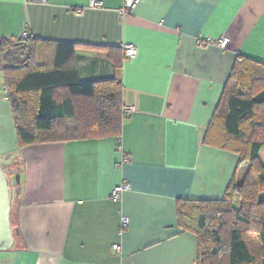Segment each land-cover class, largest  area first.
I'll list each match as a JSON object with an SVG mask.
<instances>
[{"label":"crops","instance_id":"crops-1","mask_svg":"<svg viewBox=\"0 0 264 264\" xmlns=\"http://www.w3.org/2000/svg\"><path fill=\"white\" fill-rule=\"evenodd\" d=\"M90 1L0 0V42L25 31L77 43L70 66L81 81L110 77L119 62L129 109L118 137L19 148L0 56V166L19 175L0 264H196L177 201L221 199L244 175L238 155L203 139L236 56L264 63V0H138L124 18V0Z\"/></svg>","mask_w":264,"mask_h":264},{"label":"trees","instance_id":"trees-1","mask_svg":"<svg viewBox=\"0 0 264 264\" xmlns=\"http://www.w3.org/2000/svg\"><path fill=\"white\" fill-rule=\"evenodd\" d=\"M77 46L0 42L19 148L121 135V64L110 77L81 81L70 66ZM203 143L238 155L245 172L241 180L233 175L221 199L177 201L178 226L197 238L196 264H264V63L236 56Z\"/></svg>","mask_w":264,"mask_h":264},{"label":"built area","instance_id":"built-area-1","mask_svg":"<svg viewBox=\"0 0 264 264\" xmlns=\"http://www.w3.org/2000/svg\"><path fill=\"white\" fill-rule=\"evenodd\" d=\"M137 3H138V0H124L121 8L119 9V14H120L121 18H124L126 15H128L129 12L136 6ZM88 6L91 8H99L102 6V3L100 1H97V0H91ZM77 13L81 14L82 10L78 9ZM28 37H29V34L25 31L22 32L21 35L19 36L20 39H26ZM201 40L202 41L200 44H205L207 42H210L211 39L210 38H204ZM217 43L221 48H224L227 45V39L220 38L217 41ZM123 52H124V57L126 59L134 58L136 53H137L136 47L133 44L123 45ZM123 112H124V114H127L129 112L128 107H124ZM128 188H129V186L127 184L118 185V186L114 187V189L112 190V193L110 195V198L113 200L118 199L120 197L121 193ZM122 224H123V226H125L127 224V219L125 217L122 219ZM117 248H119L118 245L113 246V249H117Z\"/></svg>","mask_w":264,"mask_h":264},{"label":"water","instance_id":"water-1","mask_svg":"<svg viewBox=\"0 0 264 264\" xmlns=\"http://www.w3.org/2000/svg\"><path fill=\"white\" fill-rule=\"evenodd\" d=\"M15 183H19V175L14 176ZM11 185L9 176L0 166V251L8 249L12 242L9 211L11 202Z\"/></svg>","mask_w":264,"mask_h":264},{"label":"rangeland","instance_id":"rangeland-1","mask_svg":"<svg viewBox=\"0 0 264 264\" xmlns=\"http://www.w3.org/2000/svg\"><path fill=\"white\" fill-rule=\"evenodd\" d=\"M5 173L9 172L7 169H3ZM245 171V168L241 169L240 170V173L244 172ZM8 174V173H7ZM9 178H10V185H11V190L12 192L14 193L15 192V188H16V183H15V179H14V176H13V173L12 171L9 172Z\"/></svg>","mask_w":264,"mask_h":264}]
</instances>
